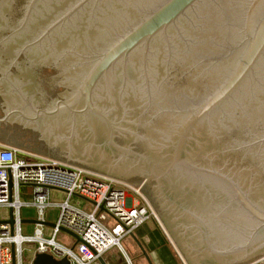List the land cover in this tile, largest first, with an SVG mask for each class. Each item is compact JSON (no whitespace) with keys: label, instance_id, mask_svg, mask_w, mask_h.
I'll use <instances>...</instances> for the list:
<instances>
[{"label":"water","instance_id":"95a60500","mask_svg":"<svg viewBox=\"0 0 264 264\" xmlns=\"http://www.w3.org/2000/svg\"><path fill=\"white\" fill-rule=\"evenodd\" d=\"M88 16L93 41L65 47L92 53L91 68L58 72L70 91L42 110L3 94L0 127L37 131L38 155L137 188L185 264H264V0H93ZM29 54L31 67L54 59ZM17 61L0 58V85L57 83L8 74ZM1 224L14 234L12 209Z\"/></svg>","mask_w":264,"mask_h":264},{"label":"built area","instance_id":"2783aa9c","mask_svg":"<svg viewBox=\"0 0 264 264\" xmlns=\"http://www.w3.org/2000/svg\"><path fill=\"white\" fill-rule=\"evenodd\" d=\"M27 187L33 188L30 201L22 194ZM75 196L88 201L92 210L74 205ZM0 208L12 209L15 219L13 235L9 224L0 225V264H27L24 254L29 244L35 245L34 256L46 253L56 260L66 258L71 264H100L109 250L123 252L125 238L157 219L145 197L132 185L1 143ZM25 208L34 209L35 220L42 222H50L48 214L58 209L50 237L47 225L41 224L33 225L31 234H23ZM60 232L76 240L73 247L57 241Z\"/></svg>","mask_w":264,"mask_h":264},{"label":"flooded vegetation","instance_id":"af4514ba","mask_svg":"<svg viewBox=\"0 0 264 264\" xmlns=\"http://www.w3.org/2000/svg\"><path fill=\"white\" fill-rule=\"evenodd\" d=\"M79 1L81 0H0V58L4 59L7 56L12 58L13 56L18 60L17 63L22 65L21 67H8L7 73L19 75L21 72H27L29 75L25 73L27 79L32 80L36 72H41L47 78L53 75V80L57 82H43L41 85L34 82H10L0 85V118H3L5 114L3 104L6 99L3 98V94L10 98L7 103H25L27 106L32 104L42 110L47 108L51 102L53 103V100L64 101L63 94L70 91L59 79L55 78L58 72L62 73L65 69L73 71L74 69L91 68L92 53L82 51L76 45L69 50L65 47L66 39L74 42L83 35L86 39L92 37L93 41V23L86 21L88 14L93 10V0L91 3L89 0L81 4L70 19L62 18L65 9L67 7L76 9V5H80ZM58 19L59 21H56ZM52 23L61 28L56 35L49 36L41 33L46 25ZM83 23L84 25L90 24L91 27H80ZM69 25H72V28ZM88 30L91 32L90 35ZM35 44L37 48L33 47ZM30 51L33 56L42 54L54 59L51 62L31 67ZM28 111L32 113L29 108ZM39 136L37 131L18 125L0 127V137L8 142L6 145L28 149L36 154H44L46 152L43 149L46 148L36 142ZM14 137L25 140L27 148L13 142Z\"/></svg>","mask_w":264,"mask_h":264},{"label":"crops","instance_id":"0c3cea01","mask_svg":"<svg viewBox=\"0 0 264 264\" xmlns=\"http://www.w3.org/2000/svg\"><path fill=\"white\" fill-rule=\"evenodd\" d=\"M53 195L56 193L53 192ZM23 219L35 220V212L34 216L31 215ZM158 223L152 222L146 228L141 226L131 237L125 238L124 240H129L124 245L122 244L123 252L117 248L109 250L103 256L106 264H129L128 259L131 264H149L144 253L148 255L152 264H185L168 235Z\"/></svg>","mask_w":264,"mask_h":264},{"label":"rangeland","instance_id":"374dc122","mask_svg":"<svg viewBox=\"0 0 264 264\" xmlns=\"http://www.w3.org/2000/svg\"><path fill=\"white\" fill-rule=\"evenodd\" d=\"M32 189L33 188H31V187H27V188H23L22 189V194L24 193V199L26 201H30L32 199ZM56 197H60L59 194H56ZM72 203L74 205L80 207V208H83V209L87 210V211H91L92 210L91 204L88 201H86V200H84V199H82V198H80L78 196H75L73 198ZM34 212L35 211L32 208H25L22 211V216H23V218L30 217L31 215L34 216ZM58 215H59L58 209H55V210L50 211V213L48 214V218L50 219V222H48V223H54L57 220ZM8 216H9V210L7 208H0V220L6 219ZM152 222H157L158 223V220L155 219V218L154 219H151L150 221H148L147 223H145L143 225V228L148 227ZM158 224H160V223H158ZM33 227H34L33 225L24 224L23 225V234L24 235L31 234L32 233V230H33ZM52 231H53V228L51 226H47L46 227V232H47V236L48 237L51 236ZM166 231H167V229H166ZM167 233H168V231H167ZM170 238H171V236H170ZM128 240L129 239L124 240L122 242V244L124 245L125 242L128 241ZM57 241L59 243H62L64 245H66V246H69V247H73L74 244H75V242H76V240L74 238H72L71 236H69L65 232H60V234L57 237ZM34 249H35V245L34 244H32V245H30V244L29 245H26V251H25V254H24L25 263L28 264V263H30L33 260V257H34ZM179 252H180V250H179Z\"/></svg>","mask_w":264,"mask_h":264}]
</instances>
